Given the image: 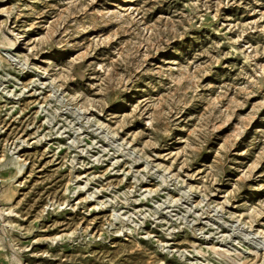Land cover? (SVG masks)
Masks as SVG:
<instances>
[{"label":"rangeland","instance_id":"rangeland-1","mask_svg":"<svg viewBox=\"0 0 264 264\" xmlns=\"http://www.w3.org/2000/svg\"><path fill=\"white\" fill-rule=\"evenodd\" d=\"M0 264H264V0H0Z\"/></svg>","mask_w":264,"mask_h":264}]
</instances>
